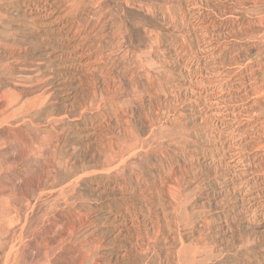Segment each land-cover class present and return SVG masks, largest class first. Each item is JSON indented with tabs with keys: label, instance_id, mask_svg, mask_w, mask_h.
I'll list each match as a JSON object with an SVG mask.
<instances>
[{
	"label": "rangeland",
	"instance_id": "rangeland-1",
	"mask_svg": "<svg viewBox=\"0 0 264 264\" xmlns=\"http://www.w3.org/2000/svg\"><path fill=\"white\" fill-rule=\"evenodd\" d=\"M0 264H264V0H0Z\"/></svg>",
	"mask_w": 264,
	"mask_h": 264
}]
</instances>
